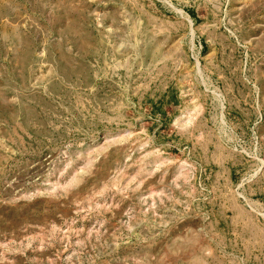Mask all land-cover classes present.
<instances>
[{
    "label": "rangeland",
    "instance_id": "obj_1",
    "mask_svg": "<svg viewBox=\"0 0 264 264\" xmlns=\"http://www.w3.org/2000/svg\"><path fill=\"white\" fill-rule=\"evenodd\" d=\"M0 264H264V0H0Z\"/></svg>",
    "mask_w": 264,
    "mask_h": 264
}]
</instances>
